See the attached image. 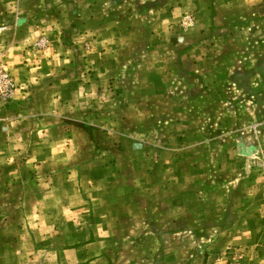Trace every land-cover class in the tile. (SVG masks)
<instances>
[{
    "label": "rangeland",
    "instance_id": "374dc122",
    "mask_svg": "<svg viewBox=\"0 0 264 264\" xmlns=\"http://www.w3.org/2000/svg\"><path fill=\"white\" fill-rule=\"evenodd\" d=\"M0 67V264H264V0H0Z\"/></svg>",
    "mask_w": 264,
    "mask_h": 264
},
{
    "label": "crops",
    "instance_id": "0c3cea01",
    "mask_svg": "<svg viewBox=\"0 0 264 264\" xmlns=\"http://www.w3.org/2000/svg\"><path fill=\"white\" fill-rule=\"evenodd\" d=\"M14 25H15V28L13 31L14 33H17L19 29H22V32L23 31L27 32V37L26 38L25 36H21L22 38L19 36L16 37L15 45L9 46V49L14 48L15 50H12L10 52V53H13V55H12V58L8 61L9 62L8 65L11 66V70L16 75V78L18 79L19 82L24 83V84L26 83L29 84L30 81H33L37 76L35 75L32 77L30 76L27 77L28 70L26 69V67L27 65L31 66L34 63H37L38 59L40 58L39 55L36 53V51L29 47V44H33V42L37 40L39 28L37 25L28 24L27 25L28 27L26 26L27 29L25 30L24 29L25 26L23 24L15 23ZM52 47H56V46L52 45ZM53 51L55 53L50 58H48L47 56H44L41 58V66L46 65L45 69L46 71H49V72L51 70H50V67H48L47 65H49L50 63H64L66 61L64 56L63 57L58 56V52H56V50H53ZM23 59H26L27 61L24 63ZM17 62H20L21 65L17 67H12ZM34 67L38 68L36 64L31 68L35 69ZM60 69L61 67H59V70ZM67 86H68L67 82L62 80L61 78H58L52 81L51 85L47 87V89L52 88L51 94L47 98H43L42 100H39L38 103L35 105V107L32 108L33 112L31 113L39 112L41 115V118L52 117V118L59 119L60 117H57V116L62 117V114L60 113L61 109H59V107L60 105L64 106L63 103L65 102V100H67L69 97H72V94H70L69 96V90ZM22 93H23L22 91L17 90L15 97H19V96L21 97ZM73 96H76V94L74 93ZM55 127H58V126H55ZM47 128H51V127H47ZM47 128L43 127L41 130H46Z\"/></svg>",
    "mask_w": 264,
    "mask_h": 264
},
{
    "label": "built area",
    "instance_id": "2783aa9c",
    "mask_svg": "<svg viewBox=\"0 0 264 264\" xmlns=\"http://www.w3.org/2000/svg\"><path fill=\"white\" fill-rule=\"evenodd\" d=\"M12 86L13 83L11 78L6 71L0 67V104L6 103L9 100L13 89ZM254 162L264 178V149L256 152Z\"/></svg>",
    "mask_w": 264,
    "mask_h": 264
},
{
    "label": "water",
    "instance_id": "95a60500",
    "mask_svg": "<svg viewBox=\"0 0 264 264\" xmlns=\"http://www.w3.org/2000/svg\"><path fill=\"white\" fill-rule=\"evenodd\" d=\"M242 147H243V151L245 152V154H247L250 151L249 146H242Z\"/></svg>",
    "mask_w": 264,
    "mask_h": 264
}]
</instances>
